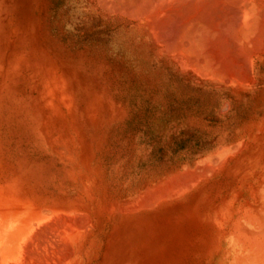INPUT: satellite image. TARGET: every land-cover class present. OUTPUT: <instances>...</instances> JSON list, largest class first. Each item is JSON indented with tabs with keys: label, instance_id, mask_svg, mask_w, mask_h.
<instances>
[{
	"label": "rangeland",
	"instance_id": "rangeland-1",
	"mask_svg": "<svg viewBox=\"0 0 264 264\" xmlns=\"http://www.w3.org/2000/svg\"><path fill=\"white\" fill-rule=\"evenodd\" d=\"M104 3L0 0V188L65 203L67 264H243L232 227L264 178V55L253 84L202 77L206 49L193 69L164 41L182 18L144 29Z\"/></svg>",
	"mask_w": 264,
	"mask_h": 264
},
{
	"label": "bare ground",
	"instance_id": "bare-ground-1",
	"mask_svg": "<svg viewBox=\"0 0 264 264\" xmlns=\"http://www.w3.org/2000/svg\"><path fill=\"white\" fill-rule=\"evenodd\" d=\"M103 2H105L104 4H111L113 6H111L112 8L126 13L129 12L130 16L132 15L136 20H143L145 18H148V22L151 20V25L149 23L143 25L144 29L148 26H151V28L153 26L157 28L162 26L164 18L170 21L171 19H177V17L182 18L180 20L181 22L177 24L178 29L176 30L181 32L180 36L178 33L180 37L178 38L181 39L180 42L173 41L177 36L171 41L167 40L168 35L164 34V32L163 35L160 33L161 31L158 32L160 28L156 33H160L165 37H163L165 39L164 41L166 43L168 41V46H171L170 49L175 50V47H178L176 48L178 50L181 47L183 50L180 49V53H188L185 55L191 61L190 63L186 59L189 62V68L202 67L204 63L202 58L205 56L202 58L194 56H201L200 53L196 52V48H202L201 50L204 51L206 49L204 52L210 56L211 62L209 61V63L211 65L207 66L209 69H214V71L210 70L206 73L207 68L203 66L202 68L206 69H204V72H201L203 69L201 71L198 70L202 73V77H204L203 73L205 77L208 74L212 76L214 72L220 75V70L226 77L229 78L230 76L233 78V81L238 79L239 82L243 80L250 84L255 82V61L264 55V0H103ZM167 20L165 22L168 23L169 20ZM177 21L179 20L177 19ZM153 29L155 30V28ZM227 33H230V36ZM173 34L175 33L173 32ZM207 34H214V36L218 34L219 38L212 41L209 39L210 36H207L208 38L206 37ZM157 37L162 36L157 35ZM178 38L177 40H179ZM184 41L186 42L185 44H183ZM167 49L171 54L173 50ZM220 49H223V52ZM217 50L221 52H217ZM191 51L195 52L192 53ZM176 52H179V50ZM184 54L182 55L183 57L185 56ZM196 58L201 59L203 63L195 62ZM239 58L241 60L240 69L237 66L239 65V61L236 62V59L239 60ZM177 60L179 59L177 58ZM184 60L182 61L184 62ZM182 61L180 59L178 63ZM218 63L226 64L225 67L227 69L224 67L218 68L216 66L219 65ZM198 64L200 65L198 66ZM193 69L190 70L193 71ZM198 71L197 73H200ZM227 73L229 76L226 75ZM241 83L238 85H242ZM245 85L247 84L245 83L243 86ZM229 147H232V145ZM236 147H238V144H236ZM234 150L236 149L234 148ZM229 151L228 149L226 150V152ZM190 186L192 187V185ZM185 187H182V189ZM13 192L15 193L16 191L12 190L11 192L10 189L0 188V264H67L69 262V255L71 256L72 254H70L71 251H69L70 249L67 245L71 243L68 242V210L65 203L59 202L58 204L49 203V205H45L42 202L28 199L21 194H14ZM146 201L148 202L147 199ZM239 203L242 204V202ZM236 208L238 209V207ZM79 212L77 213L78 215ZM124 212L126 211L124 210ZM238 213L241 216V220L236 222L232 228L237 232L235 235L237 243L242 244L244 247L242 261L240 260L241 263L264 264V178L260 182L259 191L256 195H253V203H244L238 209ZM72 220L74 219H71L70 222H75ZM77 228L76 230H78Z\"/></svg>",
	"mask_w": 264,
	"mask_h": 264
}]
</instances>
